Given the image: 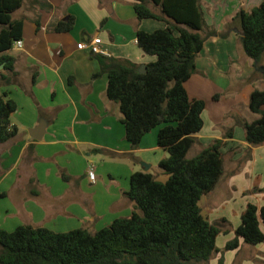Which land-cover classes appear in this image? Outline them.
I'll return each mask as SVG.
<instances>
[{
	"label": "crops",
	"instance_id": "1",
	"mask_svg": "<svg viewBox=\"0 0 264 264\" xmlns=\"http://www.w3.org/2000/svg\"><path fill=\"white\" fill-rule=\"evenodd\" d=\"M262 1L200 0L206 41L196 59L197 71L185 84L191 99L206 103L204 127L194 135L197 142L188 157L215 140L224 142L223 175L199 202L205 218L220 229L216 243L222 244L221 251L236 237L248 204H255L259 214L264 206V192H252L264 188V144L251 146L237 123L259 117L249 104L254 90H264V77L256 76L254 61L240 40V24L234 20L241 9L249 12ZM134 5L135 0H23L13 13L14 19L24 21L23 47L9 52L15 58L14 72L10 82L0 80V93H8L18 105L11 117L18 134L0 144V229L11 232L24 225L58 233L75 229L94 233L132 215L135 203L125 193L134 173L168 179L159 169V162L168 157L158 144L162 126L133 149L120 106L107 97L108 75L93 78L100 63L81 47L98 37L108 58L140 65L154 62L156 57L139 47L137 32H154L167 24L139 20ZM71 16L75 25L70 31L53 30V24ZM234 66L240 76L228 74ZM236 81L240 85L234 87ZM41 125L44 130L37 132ZM91 163L95 182L88 176ZM143 163L150 166L147 171ZM260 228L264 233L262 220ZM263 245L246 244L241 237L237 249L215 254L210 264H220L222 256L224 264H257L264 261Z\"/></svg>",
	"mask_w": 264,
	"mask_h": 264
},
{
	"label": "trees",
	"instance_id": "2",
	"mask_svg": "<svg viewBox=\"0 0 264 264\" xmlns=\"http://www.w3.org/2000/svg\"><path fill=\"white\" fill-rule=\"evenodd\" d=\"M22 6L23 0H0V80L6 83L15 64L9 52L23 37L24 21L14 19L13 13ZM134 6L139 20L167 24L154 32H137L139 47L156 60L147 64L146 73H140V64L129 59L96 55L101 69L93 78L108 75L107 97L119 104L133 149L147 133L162 126L158 144L168 157L159 162V169L168 179L163 182L150 172L134 173L125 193L135 203L132 215L94 233L84 229L58 233L24 225L11 232L0 229V264H210L213 256L221 253L216 245L220 229L205 218L199 202L223 175L224 142L215 140L188 157L197 142L194 135L204 127L206 107L204 100L191 99L185 87L197 71L196 59L206 41L201 33L206 22L200 0H135ZM234 20L240 24L245 54L258 73L264 67V0L249 12L241 9ZM74 25L71 16L52 28L67 32ZM263 107L264 90L256 89L249 109L259 117L252 122L237 120L251 146L264 144ZM17 109L8 93H0V144L18 134L11 122ZM252 192H264V188ZM261 220L264 223V206L259 214L258 207L249 203L236 237L224 251L237 249L241 237L249 245L263 243ZM219 263L224 264L223 256Z\"/></svg>",
	"mask_w": 264,
	"mask_h": 264
},
{
	"label": "built area",
	"instance_id": "3",
	"mask_svg": "<svg viewBox=\"0 0 264 264\" xmlns=\"http://www.w3.org/2000/svg\"><path fill=\"white\" fill-rule=\"evenodd\" d=\"M102 39L94 38L89 44H82V48H88L90 52L94 55L104 56L107 55V52L102 48ZM23 47V41L19 40L14 43L13 48H21ZM88 176L91 182L96 181V173H95V165L93 163L90 164L88 170Z\"/></svg>",
	"mask_w": 264,
	"mask_h": 264
},
{
	"label": "rangeland",
	"instance_id": "4",
	"mask_svg": "<svg viewBox=\"0 0 264 264\" xmlns=\"http://www.w3.org/2000/svg\"><path fill=\"white\" fill-rule=\"evenodd\" d=\"M238 68V66H234L233 68H229V70H228V74L229 75H231V74H234V73H236V75H241V74H238L235 70ZM243 68H244V66L242 67V70H243ZM241 70V71H242ZM241 71H239V72H241ZM256 74V73H255ZM262 74H264V72L263 71H258V73H257V75L256 76H258V77H261L262 76ZM255 77V76H254ZM240 85V81H236L235 82V86L234 87H237V86H239ZM197 151H196V149H194L191 153H190V157L189 158H191V157H194V155H195V153H196ZM197 155V154H196ZM216 245H218V249L219 248H221L222 247V244L220 243V241L218 240V242L216 243ZM251 248H253V250L255 251V249H257V247H255V246H251ZM259 248V247H258ZM260 250H261V248H260ZM263 250H264V245H263ZM221 252H225L224 251V249L221 251ZM263 256H264V254H262ZM225 259L227 260V256H225ZM257 264H264V261H261V260H257Z\"/></svg>",
	"mask_w": 264,
	"mask_h": 264
},
{
	"label": "water",
	"instance_id": "5",
	"mask_svg": "<svg viewBox=\"0 0 264 264\" xmlns=\"http://www.w3.org/2000/svg\"><path fill=\"white\" fill-rule=\"evenodd\" d=\"M3 67V65L1 66V68ZM262 71L264 72V67H262ZM139 72L140 73H146L147 72V65L145 64H141L140 65V68H139ZM44 130V126L41 125L39 128H37V132H42ZM31 134L33 135V133L31 132ZM33 137L37 138V139H40L41 136H36V135H33ZM143 167L145 168L144 170L147 171L149 169V165L143 163Z\"/></svg>",
	"mask_w": 264,
	"mask_h": 264
}]
</instances>
